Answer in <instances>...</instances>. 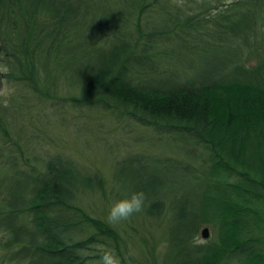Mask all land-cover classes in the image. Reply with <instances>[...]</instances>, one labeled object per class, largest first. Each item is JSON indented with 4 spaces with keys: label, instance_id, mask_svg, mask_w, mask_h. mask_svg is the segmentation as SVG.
Here are the masks:
<instances>
[{
    "label": "trees",
    "instance_id": "obj_1",
    "mask_svg": "<svg viewBox=\"0 0 264 264\" xmlns=\"http://www.w3.org/2000/svg\"><path fill=\"white\" fill-rule=\"evenodd\" d=\"M209 44L235 49L216 77L165 76L171 63L184 68ZM257 45L262 55L249 66L243 57ZM0 68L18 90L46 96L55 75L66 81L74 71L80 97L71 100L80 106L183 133L204 151L202 163L188 161L197 157L191 154L182 162L135 153L116 165L151 157L162 170L132 191L145 193L144 215L162 220L159 241L169 234V253L182 254L180 264H264V0H0ZM17 109L0 102L5 259L96 264V244H104L121 264H146L125 254L128 239L115 224L79 206L77 192L90 187V175L76 172L69 157L36 159L34 146L27 153L32 144L20 145L26 135ZM193 171L207 179L193 195L160 189L170 172L184 180ZM202 225L214 232L212 243L196 241Z\"/></svg>",
    "mask_w": 264,
    "mask_h": 264
},
{
    "label": "rangeland",
    "instance_id": "obj_2",
    "mask_svg": "<svg viewBox=\"0 0 264 264\" xmlns=\"http://www.w3.org/2000/svg\"><path fill=\"white\" fill-rule=\"evenodd\" d=\"M154 21L158 22L159 19L155 17ZM234 53L232 45L209 44L205 49L191 54L185 60L184 68H179L181 64L171 63L165 76L177 77L180 82L206 78L209 74V78H213L223 69L221 66L226 69L231 65L222 61L232 59ZM261 55L262 50L258 45L251 47L243 57L244 63L253 65ZM75 77L74 71L65 76L67 82L55 75L49 83V95L46 96L33 92L31 95L26 88L18 90L20 86L0 76V90L6 86L14 89L10 96L0 97V102H12L14 107L22 108L17 109L19 114H15V121L25 130L26 136L21 138L20 145L32 144L27 153L34 146L32 153H35L36 159L53 153L69 157L76 172L92 177L90 187L77 192L79 206L89 214L107 221L109 210L116 201L130 195L136 187L147 182L151 173L162 176V170L151 157H140L137 162H130L129 168L116 166L130 154H150L162 159L165 156L182 162L191 154L197 157H189L188 161L196 165L204 159V151L195 147L183 133L162 132L153 127L135 124L115 110H105L96 104L80 106L78 102L72 101L71 98L80 97L78 88L74 86V82H78ZM21 133L24 134L22 131ZM118 173L124 174L122 183L119 182ZM206 181V176L197 171H193L184 180L178 174L170 172L169 180L160 189H181L191 196L199 189L198 185ZM115 225L122 239H128L122 248L131 259L148 261V264L181 263L182 254L169 253V234L166 233L165 239L163 238L166 243L159 241L163 225L161 219H153L141 211ZM205 226L208 236L201 237L202 225L196 237L198 243H212L214 240V232L208 225ZM126 262L130 264L128 258ZM0 264L15 263H9L0 250ZM131 264L134 263L131 261Z\"/></svg>",
    "mask_w": 264,
    "mask_h": 264
},
{
    "label": "clouds",
    "instance_id": "obj_3",
    "mask_svg": "<svg viewBox=\"0 0 264 264\" xmlns=\"http://www.w3.org/2000/svg\"><path fill=\"white\" fill-rule=\"evenodd\" d=\"M6 70V69H0ZM14 89L6 86L0 90V97H8ZM146 196L143 191L132 192L130 195L116 201L110 208L107 221L110 224H118L121 221L130 219L134 214L143 210ZM99 260L96 264H121L120 257L115 249L109 248L104 244L97 245Z\"/></svg>",
    "mask_w": 264,
    "mask_h": 264
},
{
    "label": "water",
    "instance_id": "obj_4",
    "mask_svg": "<svg viewBox=\"0 0 264 264\" xmlns=\"http://www.w3.org/2000/svg\"><path fill=\"white\" fill-rule=\"evenodd\" d=\"M200 235L202 238H206L208 236V229L206 226H203L200 230Z\"/></svg>",
    "mask_w": 264,
    "mask_h": 264
}]
</instances>
